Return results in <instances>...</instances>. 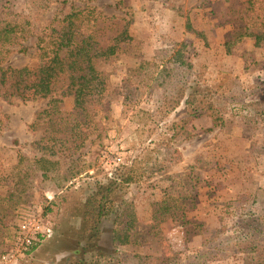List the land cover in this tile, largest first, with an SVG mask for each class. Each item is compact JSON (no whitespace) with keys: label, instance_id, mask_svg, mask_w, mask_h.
I'll list each match as a JSON object with an SVG mask.
<instances>
[{"label":"trees","instance_id":"1","mask_svg":"<svg viewBox=\"0 0 264 264\" xmlns=\"http://www.w3.org/2000/svg\"><path fill=\"white\" fill-rule=\"evenodd\" d=\"M14 1L0 0V102L13 105L15 101H26L29 70L8 64L14 52L28 55L30 50L45 48L53 63L44 69L45 81L40 87V99L46 103L34 110L30 122L25 125L29 135L37 138L27 144V152L16 151L18 172L0 183V231L6 230L11 221L15 234L10 243L14 245L18 222L26 209L24 203L29 193L35 191L41 201L51 204L53 200L48 201L44 197L46 192L54 199V191L60 192L65 184L86 172V163L81 155L75 158V154L84 146L86 137L97 132L95 118L99 113L100 99L108 88L99 64L109 51L110 46L102 45L104 39H108L110 44L119 46L125 69L119 90L122 103L129 106L135 118H141V121L136 120L135 133L146 136L151 144L147 147H153L144 148L141 157L130 165L116 167L106 183L98 184L88 194L82 205V229L73 234L62 263L121 264L116 249L136 243L138 222L125 190L152 175L167 173L182 162L181 153L174 147L173 140L195 119L204 117L211 123L212 129H224L228 117L239 114L256 130L264 132V92L259 91L257 84L245 86L237 77L217 86L201 80L188 59V45L184 42L165 44L156 50L152 61H147L145 66H128L129 61L142 60L143 56L139 54L140 41L131 35L133 13L119 0H113L110 13L90 6L94 0H79L83 3L81 7L75 6L71 0H26V12L12 18L6 11ZM147 1L163 10L175 12L179 18L184 16L185 30L205 40V34L195 29L176 4L177 0ZM230 22L236 28L222 45L225 55H232L245 40H252L255 48L264 49V0H245L232 11ZM31 40L35 43L34 48L25 45ZM260 66L263 69L259 71L263 73L264 63ZM258 76L264 77L263 74ZM64 98H71L72 107L61 112L57 104ZM145 98L153 103L151 109L139 106L137 100ZM131 100L136 101L131 104ZM177 110L182 112L164 128L160 129L153 119L156 115ZM10 125L11 118L0 106V136L10 133ZM153 136H156L154 140ZM53 142L59 144L58 153L45 149ZM13 143L18 145L15 141ZM251 149H254V144ZM261 194L264 192L256 194L254 204L263 200ZM49 211L50 206L42 209L45 220ZM240 211L241 215H255L246 213L247 208ZM170 215L167 214L164 219L170 217L175 225L188 227L185 211ZM262 217L251 224L247 220L240 221L239 230H232L228 236L223 234L221 247L213 249L215 254L210 256V251L198 253L191 258L192 262L201 264V259L228 261L230 258L243 260L244 264H264V229L260 230L255 225L261 221L264 224ZM124 218L126 226L120 228ZM108 219L112 221V227L106 231L105 222ZM50 234L47 228L46 233L24 255H29ZM7 237L9 235L5 234L4 238ZM140 261L141 264H163L151 257H142ZM177 264L190 263L179 258Z\"/></svg>","mask_w":264,"mask_h":264},{"label":"rangeland","instance_id":"2","mask_svg":"<svg viewBox=\"0 0 264 264\" xmlns=\"http://www.w3.org/2000/svg\"><path fill=\"white\" fill-rule=\"evenodd\" d=\"M71 1L77 7L83 6L79 0ZM119 1L133 13L131 35L140 41L139 54L143 56L142 60L129 61L128 66H145L147 61H152L156 50L165 44L184 42L188 45V59L201 80L217 86L237 77L245 86L257 84L259 91L264 92V77L258 76L264 75L259 71L263 69L260 64L264 63V49L255 48L252 40H245L232 55H225L222 49L226 38L235 33L236 25L230 22L232 11L245 0H177L176 4L195 29L205 34L204 41L185 30L184 16L179 18L175 12L151 5L147 0ZM112 5L113 0H94L90 3V6L106 13L112 12ZM26 6V0H15L6 12L15 18L26 12ZM25 45L35 47L33 40ZM102 45L110 46L107 56L99 64L108 88L99 102V113L95 118L97 132L87 136L84 146L75 154V158L81 155L86 163V172L65 184L60 192H52L56 195L51 204L41 201L35 191L29 193L24 203L26 208L32 206L42 210L50 206L45 221L51 234L29 255H17L10 264H63L73 234L82 229L85 198L98 184L106 183L116 167L130 165L141 157L144 148L151 145L146 136L135 133L136 120L141 121V118H135L129 106L122 103L119 90L125 69L119 46L110 44L108 39H104ZM52 63L53 58L45 48L30 50L28 55L14 52L8 59L11 67L29 70L26 78L28 91L23 103L15 101V104L7 105L0 102L3 111L11 118L10 133L0 136V183L18 172L16 151L27 152V144L37 138L29 135L25 125L30 122L34 110L46 103L40 99V87L45 81L44 69ZM147 100L137 102L144 109H151L153 103ZM135 101L131 100V104ZM71 107V98H64L57 104L61 112L69 111ZM181 112L159 114L153 119L161 129L176 120ZM211 126L204 117L193 120L173 140L174 147L181 153L182 162L167 173L152 175L125 190L138 222L136 243L116 249L121 264H141L142 257H151L163 264H177L182 258L183 262L192 264L191 258L198 253L210 251V256L215 254L213 249L221 247L223 234L228 236L232 230H239L242 220L251 224L257 218H263L264 194H261L263 200L257 202L259 204H254L253 199L259 191L264 192V132L256 130L239 114L230 115L224 129H212ZM155 138L152 137L153 140ZM13 141L18 145H14ZM253 144L254 149H251ZM45 149L53 153L60 151L56 142L46 145ZM242 208L248 209L246 213L255 215H241ZM181 211H185L189 224L187 228L175 225L170 217L164 219L167 214L178 215ZM126 222L125 218L122 219L120 228L125 227ZM12 225L10 221L8 228L0 231V264H3L2 255L13 247L10 243L15 234ZM255 225L260 230L264 229L263 221ZM155 226L157 229H154ZM111 227L112 221L106 220L105 230ZM154 231L159 232L155 234ZM5 234L9 237L4 238ZM199 262L245 263L230 258L228 261L214 258Z\"/></svg>","mask_w":264,"mask_h":264},{"label":"built area","instance_id":"3","mask_svg":"<svg viewBox=\"0 0 264 264\" xmlns=\"http://www.w3.org/2000/svg\"><path fill=\"white\" fill-rule=\"evenodd\" d=\"M119 158H117L118 161ZM114 161V160H113ZM45 197L48 201L53 199L52 194L46 192ZM46 221L43 212L39 207L26 208L19 220L17 237L10 252L1 257L3 264H10L17 255L23 254L34 246L39 237L46 233Z\"/></svg>","mask_w":264,"mask_h":264}]
</instances>
